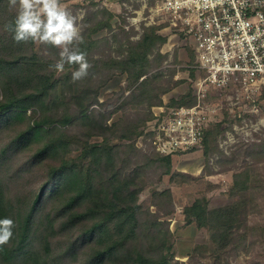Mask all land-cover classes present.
<instances>
[{
  "label": "trees",
  "instance_id": "obj_1",
  "mask_svg": "<svg viewBox=\"0 0 264 264\" xmlns=\"http://www.w3.org/2000/svg\"><path fill=\"white\" fill-rule=\"evenodd\" d=\"M16 11L9 0H0V139L3 135L7 139L0 142V219L15 222L11 241L0 248V264H170L171 247L160 232L148 251L140 246L142 182L139 174L121 172L126 160L121 166L117 151L122 147L111 146L112 140L120 139L127 142L124 147L137 151L154 112L129 125L120 122L113 127L103 125L108 116L98 119L96 114V136L103 143L62 131L79 121H93L89 108L99 103L101 89L116 73L128 76L132 90V101L122 105L124 111L145 103L167 110L194 106L192 91L179 100L163 102V96L179 83L173 79L175 71L170 78L150 74L166 59L160 49L167 39L159 35V27H148L138 41H128L122 59L104 55L92 64L91 49L107 45L108 39L95 44L90 37L83 38L76 49L86 53L88 75L75 82L70 76L59 81L51 62L36 52L34 41L17 43L14 33L5 29L14 26ZM111 19L108 12L101 21L96 19V36L102 28H110ZM190 53L195 64L191 48ZM75 143L82 144L78 159L71 157ZM145 157L171 163V156L154 153ZM233 163H237L235 158ZM261 177L246 166L238 169L233 192L260 191ZM203 201L186 209L188 222L207 224L210 213L202 210ZM214 211L221 217L230 210ZM150 228L157 232L153 224Z\"/></svg>",
  "mask_w": 264,
  "mask_h": 264
},
{
  "label": "rangeland",
  "instance_id": "obj_2",
  "mask_svg": "<svg viewBox=\"0 0 264 264\" xmlns=\"http://www.w3.org/2000/svg\"><path fill=\"white\" fill-rule=\"evenodd\" d=\"M156 1L61 0V4L76 16L83 38L90 37L95 44L96 40L108 39L107 45L103 44L97 49L95 45L91 49L90 62L105 58L104 55L122 59L128 41H138L148 27H159V35L167 39L160 49L166 59L161 66L152 68L150 74L170 78L175 71L173 79L179 82L163 96V102L167 104L194 92L193 83L197 76L195 72L194 77L191 76L195 69L189 44L170 25L164 24L157 13ZM106 12L112 14L110 28H102L96 36V19L101 21ZM35 43L36 52L51 62V67L58 62L59 48ZM73 48L77 51V45ZM76 69L77 66L65 63L63 71L54 68L55 78L64 81L72 77ZM129 89L128 76L116 73L101 89L99 103L95 102L89 108L88 113L93 121L89 124L79 121L63 127L62 131L71 136H81L91 143H103V138L96 136V114L98 119H101L100 115L108 116L103 125L113 127L120 122L129 125L157 108V105L151 107L145 103L138 108L129 105L124 111L122 105L132 101V90ZM213 94L226 93L214 91ZM221 100L222 96H216L215 103L220 108V115L207 134L209 145H204L203 150L172 156L170 165L145 157L146 154H154L153 151L142 150L137 145V151H130V148L124 147L127 142L112 140V147H122L117 151V161L121 164L126 160L122 167L119 165L121 172L139 174L142 182L138 198V206L143 212L140 217V246L148 251L160 232L167 237L171 247L170 264H264L263 91L256 103L236 104ZM31 114L29 111L28 115ZM6 140V135H3L0 142ZM81 147L79 143L72 146V158L78 159ZM234 158L236 164L233 163ZM245 166L262 176L263 182L258 186L260 191L233 192L234 176L238 169ZM24 185H27V181H24ZM200 199L204 200L202 210L210 213L207 224L202 226L197 222H188L186 212ZM222 208L230 211H224L221 217V213L217 214L219 218L216 215L218 211L214 210ZM150 224L157 231L155 234Z\"/></svg>",
  "mask_w": 264,
  "mask_h": 264
},
{
  "label": "built area",
  "instance_id": "obj_3",
  "mask_svg": "<svg viewBox=\"0 0 264 264\" xmlns=\"http://www.w3.org/2000/svg\"><path fill=\"white\" fill-rule=\"evenodd\" d=\"M156 10L196 55V104L155 108L137 142L172 157L203 150L206 131L220 115L216 96L257 102L264 88V0H157Z\"/></svg>",
  "mask_w": 264,
  "mask_h": 264
},
{
  "label": "clouds",
  "instance_id": "obj_4",
  "mask_svg": "<svg viewBox=\"0 0 264 264\" xmlns=\"http://www.w3.org/2000/svg\"><path fill=\"white\" fill-rule=\"evenodd\" d=\"M9 6L16 8L13 25L5 29L14 33L17 43L32 40L60 49V59L52 67L63 71L65 63L79 67L72 72V80L78 81L88 75L90 64L86 53L74 50V45L84 42L77 18L71 14L61 0H9ZM15 222L11 218L0 219V248L13 237Z\"/></svg>",
  "mask_w": 264,
  "mask_h": 264
}]
</instances>
